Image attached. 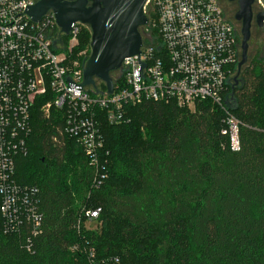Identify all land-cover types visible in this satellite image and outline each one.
<instances>
[{"label": "trees", "instance_id": "1", "mask_svg": "<svg viewBox=\"0 0 264 264\" xmlns=\"http://www.w3.org/2000/svg\"><path fill=\"white\" fill-rule=\"evenodd\" d=\"M143 30L144 42L158 43L153 29ZM59 40L66 50L68 37ZM89 42L81 25L73 60L88 58ZM239 76L221 106L207 101L188 112L148 103L126 108L127 123H104L98 188L80 147L46 132L50 119L36 106L16 179L38 189L41 224L35 235L30 224L6 233L0 214V264H264V51L256 48ZM224 108L239 122L238 151L221 135ZM148 116L157 128L142 122ZM89 208H101L100 232L83 228ZM116 217L125 223L109 226Z\"/></svg>", "mask_w": 264, "mask_h": 264}, {"label": "built area", "instance_id": "2", "mask_svg": "<svg viewBox=\"0 0 264 264\" xmlns=\"http://www.w3.org/2000/svg\"><path fill=\"white\" fill-rule=\"evenodd\" d=\"M38 1L0 0V214L6 233L30 224L35 235L41 224L38 189L16 179V162L27 154L36 106L44 120L50 119L52 110L60 113L59 134L80 147L98 188L106 177L104 123H127L126 108L148 103L188 108L209 101L221 106L238 62L237 31L220 0H185V4L148 0L143 31L153 29L158 43L152 39L146 43L142 35L139 62L144 67L139 68L138 55L126 58L113 72L110 95L98 87L97 92L92 87L72 88L68 80L83 82L86 59L81 63L71 56L81 24L75 23L66 36L52 11L32 21L24 10ZM254 5L258 12L264 11L259 0ZM59 35L68 37L66 50ZM222 122L221 135L228 137L232 151H238L239 122L226 109ZM100 212L101 208L84 209L85 223L95 222Z\"/></svg>", "mask_w": 264, "mask_h": 264}, {"label": "water", "instance_id": "3", "mask_svg": "<svg viewBox=\"0 0 264 264\" xmlns=\"http://www.w3.org/2000/svg\"><path fill=\"white\" fill-rule=\"evenodd\" d=\"M147 1L39 0L33 6H26L24 12L32 21L38 22L48 11H52L57 27L66 36L75 23L88 28L90 54L84 64L83 82L78 85L67 80L72 88L81 89L82 86L92 87L94 90H96L95 81H100L104 84L106 93L110 95L113 92L111 74L121 67L126 58L138 55L139 68L145 65L139 62V54L142 46L140 29L148 24V17L144 12ZM227 1L236 2L237 11L233 19L240 23L241 59L237 64L236 75H238L247 61L248 42L253 21L259 30L264 31V11L258 12L253 18L252 7L255 0ZM259 1L264 8V0ZM184 27L189 26L184 24ZM140 69H138L136 78H139ZM235 77L232 89L237 84Z\"/></svg>", "mask_w": 264, "mask_h": 264}, {"label": "rangeland", "instance_id": "4", "mask_svg": "<svg viewBox=\"0 0 264 264\" xmlns=\"http://www.w3.org/2000/svg\"><path fill=\"white\" fill-rule=\"evenodd\" d=\"M220 2H221L222 8L224 10V13H225L227 19L229 21H231V23L234 25L235 20L233 19V17H234V14L236 13L237 5L235 3L228 2L227 0H220ZM254 9H255V12L258 13L259 8L256 5L254 6ZM235 28H236L237 35H238V38H239V42H241L240 24L238 26H236ZM262 33H264V31H261L258 28H256L254 24L252 25V27H251V36H250V40L248 42L247 61L242 66L241 69H244L247 66V64L250 61V59L252 58V55L254 54L256 48H258V50H260L261 52L264 51L263 50V46H264L263 44L264 43L262 41V36H263ZM85 52H87V50H85ZM89 54H90V48H89ZM239 54H240V56H239V61H240V59H241V49H240V47H239ZM236 74H237V72H235L231 76V80L232 81H229L230 85L234 84L233 79H234L235 76H236L235 78H236V81H237L236 85H238V81H239L240 76H239V74L238 75H236ZM113 77H115L114 73L111 74V78H113ZM185 110L188 111V112H195L196 107L184 108V111ZM58 118H59L58 114H53L51 116L50 120L47 123L48 128L46 129V132L48 130H52V132L55 133L54 135L57 136L56 137V141L59 140V138H60L61 142H64V144H66V142H67L66 139L62 135L59 134V130H58L59 125H57ZM142 122L144 124H147V125L150 124L154 128H157V126H156L157 120H156L155 116H148V117L144 118ZM135 124L137 125V124H139V122L135 123ZM159 131H160V129H159ZM53 142H55V141H53ZM106 180H107L106 183L110 182V184H111L114 181V178H110V179L107 178ZM81 208H82V206H81ZM80 209H79V211H80ZM119 221H121L122 224L125 223V219H123V218H120V217L110 218L109 219V226L110 225L114 226V227L115 226H119V224H117ZM83 228H84V230H86L88 232L94 233V232H100L102 227H101V222L98 221V222H93L91 224L85 223V224H83ZM124 263L125 264L127 263V259H124Z\"/></svg>", "mask_w": 264, "mask_h": 264}, {"label": "flooded vegetation", "instance_id": "5", "mask_svg": "<svg viewBox=\"0 0 264 264\" xmlns=\"http://www.w3.org/2000/svg\"><path fill=\"white\" fill-rule=\"evenodd\" d=\"M231 3H235L236 4V2H231ZM237 5V4H236ZM254 6L255 5H253V7H252V12H253V18H254V16L257 14L256 12H255V9H254ZM237 11V10H236ZM240 23L239 22H237V21H235L234 22V27H236V26H238ZM254 24V21H253V23H252V25ZM255 25V24H254ZM256 27V26H255ZM257 28V27H256ZM236 29V28H235Z\"/></svg>", "mask_w": 264, "mask_h": 264}]
</instances>
